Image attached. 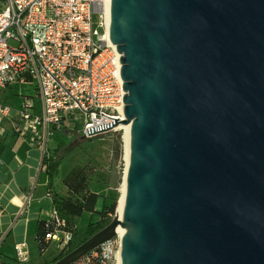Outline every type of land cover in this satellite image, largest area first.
Returning a JSON list of instances; mask_svg holds the SVG:
<instances>
[{
	"label": "water",
	"instance_id": "obj_1",
	"mask_svg": "<svg viewBox=\"0 0 264 264\" xmlns=\"http://www.w3.org/2000/svg\"><path fill=\"white\" fill-rule=\"evenodd\" d=\"M110 3L124 109L97 134L130 125L122 216L53 264L118 228L120 264H264V0Z\"/></svg>",
	"mask_w": 264,
	"mask_h": 264
},
{
	"label": "built area",
	"instance_id": "obj_2",
	"mask_svg": "<svg viewBox=\"0 0 264 264\" xmlns=\"http://www.w3.org/2000/svg\"><path fill=\"white\" fill-rule=\"evenodd\" d=\"M110 5V0H0V91L13 84L36 86L41 114L31 98H24L16 116L42 156L49 137L75 114L84 119L79 132L84 139L123 119L121 55L110 41ZM12 117L13 110L0 103V120ZM30 200L27 196L23 207ZM46 222L54 228L45 242L66 252L72 232L54 209ZM122 237L116 230L72 264H120ZM14 250L15 264H26L25 244Z\"/></svg>",
	"mask_w": 264,
	"mask_h": 264
},
{
	"label": "crops",
	"instance_id": "obj_3",
	"mask_svg": "<svg viewBox=\"0 0 264 264\" xmlns=\"http://www.w3.org/2000/svg\"><path fill=\"white\" fill-rule=\"evenodd\" d=\"M26 84L33 86L35 96L21 91L15 93L16 85L22 87ZM26 84L9 85L0 91V103L10 107L14 117L0 120V256L8 264H15L14 247L25 244L28 257L26 264H45L60 253L52 246L55 254L46 258L45 254L51 246L48 244L47 250L40 255L35 240L37 224L46 221L53 209L47 165L43 162V159L48 160L50 156L48 152L47 156H42L40 148L32 141V134L21 131L23 123L16 116V111L23 99L33 100L34 111L38 115L35 98L41 104L36 86L32 82ZM61 180L60 175L54 179L53 191L62 196L64 192H59L57 188ZM27 196L31 198L30 203L23 207ZM35 254L38 257L37 263L32 261L36 259Z\"/></svg>",
	"mask_w": 264,
	"mask_h": 264
},
{
	"label": "rangeland",
	"instance_id": "obj_4",
	"mask_svg": "<svg viewBox=\"0 0 264 264\" xmlns=\"http://www.w3.org/2000/svg\"><path fill=\"white\" fill-rule=\"evenodd\" d=\"M14 91L16 94L21 91L35 96L34 88L30 84L22 87L16 85ZM35 101L37 113L40 114V101L37 98H35ZM83 124V117L75 114L66 122V128L55 131L47 141V152L50 158L56 155L62 156L64 152L71 149L69 154L62 158L58 173L55 176V179L58 175L62 177L61 183L57 186L58 191L64 192L62 196H66L67 190L63 184L65 176L73 169H84L89 176L90 190L94 193L97 192L99 195L97 211L100 212L103 207H108L113 202L115 203L116 210L118 200L121 196V185L125 172L124 131L115 130L90 139H84L79 133ZM98 216L99 214L96 212H84L76 221L77 232H83L87 225L99 220ZM54 252L55 250L51 245L45 257L53 256ZM35 257L36 259L32 260L33 263L38 262L36 254Z\"/></svg>",
	"mask_w": 264,
	"mask_h": 264
},
{
	"label": "trees",
	"instance_id": "obj_5",
	"mask_svg": "<svg viewBox=\"0 0 264 264\" xmlns=\"http://www.w3.org/2000/svg\"><path fill=\"white\" fill-rule=\"evenodd\" d=\"M70 151L71 149L67 150L62 156L56 155L48 160L43 159V162L47 165L48 186L52 191L50 192L52 207L57 212L59 218L65 223V229L72 232V240L68 245V250L59 253L51 262L45 264H53L62 259L66 254L75 250L93 235L108 226L115 214L114 202L108 207H103L100 212L95 211L99 195L90 190L89 176L84 169H73L65 176L63 184L67 190L66 196L58 195L53 191L54 179L58 173L59 164L62 158L68 155ZM84 212H96L99 214V220L87 225L83 232L78 233L76 221ZM53 228V225L46 221H40L37 224L35 240L40 255L48 248V244L45 242V236ZM0 261L3 264H8L1 256Z\"/></svg>",
	"mask_w": 264,
	"mask_h": 264
},
{
	"label": "bare ground",
	"instance_id": "obj_6",
	"mask_svg": "<svg viewBox=\"0 0 264 264\" xmlns=\"http://www.w3.org/2000/svg\"><path fill=\"white\" fill-rule=\"evenodd\" d=\"M115 129L124 131V137H123V139H124V160H125V172H126V167H127V163H128V156H129L128 144H129V135H130V125L119 124ZM125 172L123 175V179L125 176ZM124 193H125V186H124V183L122 181L121 196L118 200V205H117V212H118L119 216H122V211H123V206H124ZM117 231L120 232L121 230L118 228Z\"/></svg>",
	"mask_w": 264,
	"mask_h": 264
}]
</instances>
